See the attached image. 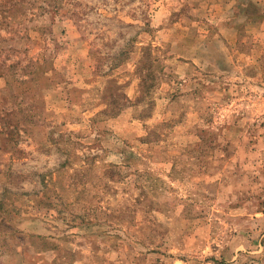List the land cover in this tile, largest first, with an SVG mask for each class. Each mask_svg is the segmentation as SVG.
Segmentation results:
<instances>
[{
    "label": "rangeland",
    "instance_id": "rangeland-1",
    "mask_svg": "<svg viewBox=\"0 0 264 264\" xmlns=\"http://www.w3.org/2000/svg\"><path fill=\"white\" fill-rule=\"evenodd\" d=\"M0 264H264V0H0Z\"/></svg>",
    "mask_w": 264,
    "mask_h": 264
}]
</instances>
